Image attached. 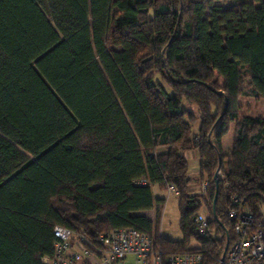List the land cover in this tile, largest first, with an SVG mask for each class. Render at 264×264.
Returning <instances> with one entry per match:
<instances>
[{
  "label": "trees",
  "instance_id": "trees-1",
  "mask_svg": "<svg viewBox=\"0 0 264 264\" xmlns=\"http://www.w3.org/2000/svg\"><path fill=\"white\" fill-rule=\"evenodd\" d=\"M240 96L264 101V0H0V264H45L55 227L131 228L163 258L220 264L230 210L264 232V117L240 116ZM154 186L177 192L179 241L158 230Z\"/></svg>",
  "mask_w": 264,
  "mask_h": 264
},
{
  "label": "built area",
  "instance_id": "built-area-1",
  "mask_svg": "<svg viewBox=\"0 0 264 264\" xmlns=\"http://www.w3.org/2000/svg\"><path fill=\"white\" fill-rule=\"evenodd\" d=\"M220 173L216 172L218 176ZM206 183L202 189L205 190ZM168 194L177 192L167 186ZM237 199L234 203H237ZM228 217L233 221V239L228 244L221 264H258L264 257V232L256 223L252 213L245 210H230ZM196 233L205 237L210 233L208 219L198 214L195 219ZM56 241L51 258H44L45 264H201L199 254L170 255L153 248L150 238L135 229L121 228L100 234L95 241L82 235L55 227Z\"/></svg>",
  "mask_w": 264,
  "mask_h": 264
},
{
  "label": "rangeland",
  "instance_id": "rangeland-1",
  "mask_svg": "<svg viewBox=\"0 0 264 264\" xmlns=\"http://www.w3.org/2000/svg\"><path fill=\"white\" fill-rule=\"evenodd\" d=\"M212 79L216 80L218 83L221 82L220 78L215 72L212 74ZM158 80L160 79L158 78ZM161 83L164 84L162 81ZM168 93L171 94L170 91H168ZM238 102L240 105V116H247L251 118L264 117L263 100L248 96H240ZM182 107L198 116L197 109L194 105L182 101ZM198 124L199 122L195 119V122L193 123V131H197ZM234 125V123L230 124L228 132L222 138V146L225 153H228L229 147L231 146L234 137ZM185 158L188 163V172L192 178V183L188 189V194L199 197L204 193L205 190L202 189L204 183L201 184V182H197L196 180L200 171V158L198 152L188 151L185 153ZM152 195L154 199H163L165 201L160 214V220L157 225L158 230L163 237L169 240L179 241L181 239V234L179 231V209L177 195L168 194L167 192L160 190L158 186L152 187ZM199 213L203 216H207L208 208H202ZM145 214L153 219L155 211L151 210L149 212H145ZM191 246H195L194 242L191 243Z\"/></svg>",
  "mask_w": 264,
  "mask_h": 264
},
{
  "label": "water",
  "instance_id": "water-1",
  "mask_svg": "<svg viewBox=\"0 0 264 264\" xmlns=\"http://www.w3.org/2000/svg\"><path fill=\"white\" fill-rule=\"evenodd\" d=\"M213 179H214V184H215L216 189H217L218 182H217V175L216 174L214 175V178ZM216 193H215V196H214V199H213V203H212V213H213V217L214 218H215L214 206H215V202H216ZM227 248H228V240L226 241L224 250H223L222 255H221V258H220V264L223 262V259H224V256H225V253H226Z\"/></svg>",
  "mask_w": 264,
  "mask_h": 264
},
{
  "label": "crops",
  "instance_id": "crops-1",
  "mask_svg": "<svg viewBox=\"0 0 264 264\" xmlns=\"http://www.w3.org/2000/svg\"><path fill=\"white\" fill-rule=\"evenodd\" d=\"M198 128V127H197ZM186 153V152H185ZM185 153H184V157H185ZM186 159V158H185ZM190 175V174H189ZM190 177H191V175H190ZM166 192V191H165ZM151 211V210H150ZM147 212H149V211H147ZM145 216H147L146 214H145V212L143 213ZM148 217V216H147ZM149 219H151L150 217H148ZM195 244V243H194ZM196 245V244H195ZM195 247V246H194Z\"/></svg>",
  "mask_w": 264,
  "mask_h": 264
}]
</instances>
